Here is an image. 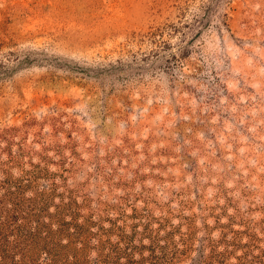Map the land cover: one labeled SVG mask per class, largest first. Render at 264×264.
I'll use <instances>...</instances> for the list:
<instances>
[{"label": "rangeland", "instance_id": "rangeland-1", "mask_svg": "<svg viewBox=\"0 0 264 264\" xmlns=\"http://www.w3.org/2000/svg\"><path fill=\"white\" fill-rule=\"evenodd\" d=\"M0 264H264V0H0Z\"/></svg>", "mask_w": 264, "mask_h": 264}]
</instances>
